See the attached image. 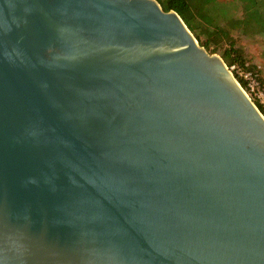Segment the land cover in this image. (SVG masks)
<instances>
[{"label":"water","instance_id":"water-1","mask_svg":"<svg viewBox=\"0 0 264 264\" xmlns=\"http://www.w3.org/2000/svg\"><path fill=\"white\" fill-rule=\"evenodd\" d=\"M0 264H264V115L157 0H0Z\"/></svg>","mask_w":264,"mask_h":264},{"label":"trees","instance_id":"trees-1","mask_svg":"<svg viewBox=\"0 0 264 264\" xmlns=\"http://www.w3.org/2000/svg\"><path fill=\"white\" fill-rule=\"evenodd\" d=\"M164 10H174L188 29L210 53H219L226 65L245 71H256L246 64L242 50L236 46L231 32L245 34L264 32V0H157ZM240 11V16L236 12ZM245 89L246 81L232 70ZM264 114L263 105L253 100Z\"/></svg>","mask_w":264,"mask_h":264},{"label":"rangeland","instance_id":"rangeland-1","mask_svg":"<svg viewBox=\"0 0 264 264\" xmlns=\"http://www.w3.org/2000/svg\"><path fill=\"white\" fill-rule=\"evenodd\" d=\"M236 13L241 14L239 11ZM230 34L235 39L236 46L242 50L246 64L255 65L260 89L263 91L262 99H264V32L251 35L233 31Z\"/></svg>","mask_w":264,"mask_h":264},{"label":"built area","instance_id":"built-area-1","mask_svg":"<svg viewBox=\"0 0 264 264\" xmlns=\"http://www.w3.org/2000/svg\"><path fill=\"white\" fill-rule=\"evenodd\" d=\"M230 70H234L236 74L241 76L246 81V88L244 89L245 92L252 100L261 103L264 109V99H262L263 91L260 89V83L258 81L256 71H245L235 65L230 66Z\"/></svg>","mask_w":264,"mask_h":264},{"label":"crops","instance_id":"crops-1","mask_svg":"<svg viewBox=\"0 0 264 264\" xmlns=\"http://www.w3.org/2000/svg\"><path fill=\"white\" fill-rule=\"evenodd\" d=\"M221 1H231V0H221ZM240 12V11H239ZM237 14V13H236ZM237 17L240 16V15H236ZM239 32V31H238ZM258 34V33H257Z\"/></svg>","mask_w":264,"mask_h":264}]
</instances>
